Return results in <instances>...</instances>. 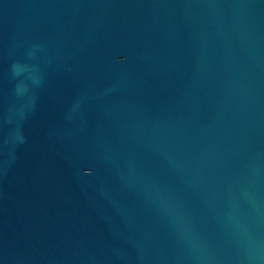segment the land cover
<instances>
[{"label": "water", "instance_id": "water-1", "mask_svg": "<svg viewBox=\"0 0 264 264\" xmlns=\"http://www.w3.org/2000/svg\"><path fill=\"white\" fill-rule=\"evenodd\" d=\"M0 264H264V0H0Z\"/></svg>", "mask_w": 264, "mask_h": 264}]
</instances>
